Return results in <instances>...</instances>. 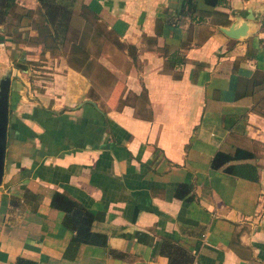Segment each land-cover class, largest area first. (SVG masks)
Instances as JSON below:
<instances>
[{
    "label": "crops",
    "instance_id": "obj_1",
    "mask_svg": "<svg viewBox=\"0 0 264 264\" xmlns=\"http://www.w3.org/2000/svg\"><path fill=\"white\" fill-rule=\"evenodd\" d=\"M42 19L38 0L0 17V264H264V0H74L67 34L93 21L132 45L106 40L94 64L37 63L20 35ZM55 191L92 212L103 244L69 247Z\"/></svg>",
    "mask_w": 264,
    "mask_h": 264
},
{
    "label": "trees",
    "instance_id": "obj_2",
    "mask_svg": "<svg viewBox=\"0 0 264 264\" xmlns=\"http://www.w3.org/2000/svg\"><path fill=\"white\" fill-rule=\"evenodd\" d=\"M13 1L14 0H0V17L7 13L8 9L13 4ZM38 1L39 10L43 19L40 22H36V27L43 32V38L51 39L53 41V44L46 45L48 49L53 46L59 47L65 41L70 28L74 0ZM29 11L31 10L23 9L21 13L25 15L29 13ZM81 13L83 14V11ZM114 42L122 47H132V45H126L118 39ZM87 56V52L84 50L83 42L81 40H78L77 42L71 41L69 57H67L71 64H83L88 60L86 59ZM16 65L23 67L22 64L19 63H16ZM241 153V151L237 150L233 155H230L222 151H217L212 157L211 165L213 167H220L225 164V162L241 156ZM223 169L235 174H242L249 178L255 177L254 167L251 165L232 163L226 165ZM50 204L64 212L63 223L72 231L69 242L70 248L77 247L83 242L94 244H103L105 242V236L103 234L91 230L93 214L80 201L72 198L64 192L55 191L51 197Z\"/></svg>",
    "mask_w": 264,
    "mask_h": 264
},
{
    "label": "rangeland",
    "instance_id": "obj_3",
    "mask_svg": "<svg viewBox=\"0 0 264 264\" xmlns=\"http://www.w3.org/2000/svg\"><path fill=\"white\" fill-rule=\"evenodd\" d=\"M89 24L91 26H94L95 24L97 25V28L101 29V36H98L97 38H93L90 37V32H88V30L91 29L90 25L85 24L84 26L81 27V23L79 24V32L77 31H70L69 34H67V37L65 39V41L63 42V44L59 47H51L48 49V47L46 45L49 44H53V41L51 39H45L43 38V33H40L38 36H27L25 35L26 33L23 32V30H21V35H20V40L21 42L27 44V45H34V50L36 51L35 53V57H37L36 61L37 63H40V61H42L43 59V52L44 50H48L50 52V54H64V56L70 51L71 48V41H78L81 40L83 42V47L84 50L87 52V58L89 59V61H92L91 63L94 64L95 63V58H96V54L95 52L98 50V46H102V44H105V41L107 40V42H109V40H117L115 38V36L108 30L105 29V27L101 24H98L97 22H89ZM35 25V23H34ZM81 30V32H80ZM24 31H28V30H24ZM24 33V34H23ZM76 34L79 36H76ZM25 35V36H23ZM119 45V44H118ZM120 46V45H119ZM33 47V46H31ZM62 52V53H61ZM69 57V56H67ZM68 61V60H67ZM34 61H29L30 64H32ZM69 62V61H68ZM91 64V66H92ZM86 65V64H85ZM84 65V67H85ZM88 66V65H87Z\"/></svg>",
    "mask_w": 264,
    "mask_h": 264
},
{
    "label": "water",
    "instance_id": "obj_4",
    "mask_svg": "<svg viewBox=\"0 0 264 264\" xmlns=\"http://www.w3.org/2000/svg\"><path fill=\"white\" fill-rule=\"evenodd\" d=\"M245 25L238 27L223 28V31L228 35L236 37L242 34ZM8 91H9V78L6 77L0 82V183L4 171L5 160V143L7 134V121H8ZM93 104L94 101L89 100Z\"/></svg>",
    "mask_w": 264,
    "mask_h": 264
},
{
    "label": "built area",
    "instance_id": "obj_5",
    "mask_svg": "<svg viewBox=\"0 0 264 264\" xmlns=\"http://www.w3.org/2000/svg\"><path fill=\"white\" fill-rule=\"evenodd\" d=\"M10 264H20V263H10Z\"/></svg>",
    "mask_w": 264,
    "mask_h": 264
}]
</instances>
